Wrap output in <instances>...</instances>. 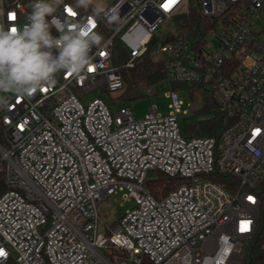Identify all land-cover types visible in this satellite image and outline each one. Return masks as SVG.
<instances>
[{"label":"built area","instance_id":"1","mask_svg":"<svg viewBox=\"0 0 264 264\" xmlns=\"http://www.w3.org/2000/svg\"><path fill=\"white\" fill-rule=\"evenodd\" d=\"M23 1L36 2L0 0V24L26 23L31 11ZM188 6L117 0L97 17L63 1L47 18L53 35L79 26L104 39L90 53L91 71L61 72L32 97L3 95L0 264L243 263L264 183V0H201V15L216 21L210 30L196 41L176 34L150 51L159 27ZM117 42L128 56L120 64ZM149 51L164 64L169 115L151 108L136 120L128 108L113 113L103 99L84 104L75 93L122 90L123 70ZM174 83L205 85L231 126L218 138L184 136ZM151 171L187 183L157 199L145 186ZM223 176L236 180L232 191ZM119 190L135 207L117 230L100 233L99 205Z\"/></svg>","mask_w":264,"mask_h":264},{"label":"clouds","instance_id":"2","mask_svg":"<svg viewBox=\"0 0 264 264\" xmlns=\"http://www.w3.org/2000/svg\"><path fill=\"white\" fill-rule=\"evenodd\" d=\"M59 3L60 0H36L22 26L5 28L0 24V94L32 97L53 84L61 72L80 77L91 68L90 53L104 38L79 26L58 29L59 34L53 35L47 18ZM76 5L85 9L91 5L96 15L104 11L96 0H76ZM118 19L116 13L110 17L113 22ZM6 103L0 95V106Z\"/></svg>","mask_w":264,"mask_h":264},{"label":"trees","instance_id":"3","mask_svg":"<svg viewBox=\"0 0 264 264\" xmlns=\"http://www.w3.org/2000/svg\"><path fill=\"white\" fill-rule=\"evenodd\" d=\"M65 2H72L76 4V0H63ZM201 0H189L188 10L179 14L175 18V25L177 28V34H183L188 36L191 40L196 41L201 35L206 34L207 31L216 23V21L204 18L200 12ZM83 10L92 12L93 7L90 5L87 9L81 7ZM234 12L228 16L230 17ZM170 38L163 41V43L169 41ZM156 46V38L151 43L150 51ZM150 51L141 59L138 60L134 68L123 70L124 88L127 90H147L155 86L156 84L167 79L164 64L161 61H155L150 54ZM119 56V57H118ZM127 56L125 50L121 47L120 43L115 44V56L114 63L120 64L121 59ZM195 86V87H194ZM193 87L195 90L202 93L205 104L199 109V112L195 116H202L209 114L207 119H201L195 124L186 128V133L189 137H215L218 138L224 132L226 128L233 123L223 112H221L215 101L212 99L209 89L202 84H195ZM141 94H134L137 98ZM0 142H2V129L0 123ZM156 172L157 176L153 179H148L145 182V186L157 199L169 194L172 190H175L187 183L183 178L169 177L160 171ZM219 182L229 190H233V185L236 180L229 176H223ZM7 190L4 183V177L0 173V194ZM258 193L261 199V209L259 219L256 225V230L252 238L247 243L245 254L242 264H264V183L258 186ZM9 264H15L14 260H11ZM143 264H149L144 262Z\"/></svg>","mask_w":264,"mask_h":264},{"label":"rangeland","instance_id":"4","mask_svg":"<svg viewBox=\"0 0 264 264\" xmlns=\"http://www.w3.org/2000/svg\"><path fill=\"white\" fill-rule=\"evenodd\" d=\"M116 1L117 0H96L97 3H101L104 6V11L97 15V17H102ZM62 2L63 0H60V3L55 5V8L60 6ZM23 3L29 11L32 10L31 5L27 1H23ZM175 18L176 17L165 21L155 32L156 46H160L163 41L175 36L178 33L175 25ZM127 58L128 56L121 59V62H125ZM194 85L195 84H173V89L177 91L179 100L182 101L183 104L180 113V128L181 133L186 137H189L186 133V128L188 126L195 124L201 119H207L210 117L209 114L195 116L199 112V109L204 106L205 101L202 97V93L195 90ZM152 89L155 90L154 93L151 92ZM170 90L171 87L169 82L164 80L152 88L143 91L136 89L130 91L123 88L117 92H110L106 90L105 87H100L92 92H85L82 88H75V93L84 104H88L96 98H101L109 105L113 113L119 111L121 108H128L131 110L136 120H142L149 113L151 108L156 110V113L159 116H166L170 114ZM135 93L141 94V96L135 98ZM0 95H4V93ZM190 107H193L191 111H189ZM156 176V172H150L147 178L153 179ZM125 197H127V191L119 190L116 194L106 198L100 203V233L106 234V228L117 230L119 228V221L121 217L127 211L135 207V202L131 199L124 201L123 198Z\"/></svg>","mask_w":264,"mask_h":264},{"label":"snow or ice","instance_id":"5","mask_svg":"<svg viewBox=\"0 0 264 264\" xmlns=\"http://www.w3.org/2000/svg\"><path fill=\"white\" fill-rule=\"evenodd\" d=\"M13 31H15V29L13 28L12 29ZM90 71L92 70V69H89ZM251 199V198H250ZM0 255H4V253L2 252V250H0Z\"/></svg>","mask_w":264,"mask_h":264}]
</instances>
